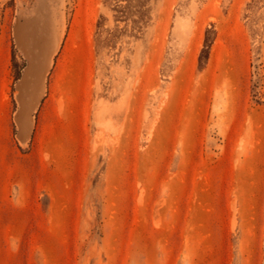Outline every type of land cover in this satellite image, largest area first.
Returning a JSON list of instances; mask_svg holds the SVG:
<instances>
[{"label":"rangeland","instance_id":"1","mask_svg":"<svg viewBox=\"0 0 264 264\" xmlns=\"http://www.w3.org/2000/svg\"><path fill=\"white\" fill-rule=\"evenodd\" d=\"M0 264H264V0H0Z\"/></svg>","mask_w":264,"mask_h":264},{"label":"bare ground","instance_id":"2","mask_svg":"<svg viewBox=\"0 0 264 264\" xmlns=\"http://www.w3.org/2000/svg\"><path fill=\"white\" fill-rule=\"evenodd\" d=\"M41 11V9L37 11V15L34 20H26L22 22L23 26L21 28L19 27L17 32L20 42L25 43V39H27L28 43L29 64L24 74L22 81L23 84L20 86L22 87V90H24L25 95L28 97H31L35 90H37L40 78V69L41 66H43V62L51 42V34L55 28L54 18ZM32 24L37 26V29L32 26ZM21 113L23 112L21 111L20 114Z\"/></svg>","mask_w":264,"mask_h":264},{"label":"crops","instance_id":"3","mask_svg":"<svg viewBox=\"0 0 264 264\" xmlns=\"http://www.w3.org/2000/svg\"><path fill=\"white\" fill-rule=\"evenodd\" d=\"M23 78H24V75L21 78L20 83H19L21 104L17 108V118L21 124V129H20L21 138L24 140H27L30 136V131L33 125L32 113L40 102V95H39L38 85H37V90H35V92L32 94L33 96L31 95V97H28L27 95H25V93L22 91V87H20L23 84L22 83ZM21 111L23 112L21 113L23 116L20 114Z\"/></svg>","mask_w":264,"mask_h":264}]
</instances>
